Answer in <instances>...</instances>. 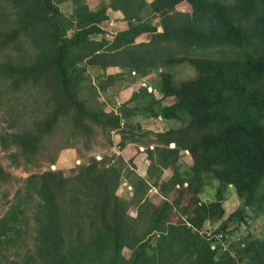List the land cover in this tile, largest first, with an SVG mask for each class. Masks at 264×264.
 I'll return each mask as SVG.
<instances>
[{
  "label": "trees",
  "instance_id": "16d2710c",
  "mask_svg": "<svg viewBox=\"0 0 264 264\" xmlns=\"http://www.w3.org/2000/svg\"><path fill=\"white\" fill-rule=\"evenodd\" d=\"M144 6L150 20L140 16ZM107 9H118L123 24L110 40L91 38L105 32ZM4 51L0 91L31 95L19 105L29 120L0 132L13 162L30 163L63 118L86 139L94 125L108 141L120 130L118 149L126 143L119 121L134 110L173 124L149 130L152 143L135 148L147 160L143 174L134 153L112 152L68 174L45 168L24 176L0 213V264H264V227L238 240L225 235L229 221L264 216V0H105L97 8L86 0H0ZM182 62L193 75L176 81L161 69ZM109 66L157 71L155 87L141 84L129 96L149 95L144 104L104 110L99 93L120 80ZM8 179L0 164V183ZM210 179L238 197L225 217L221 195L200 197Z\"/></svg>",
  "mask_w": 264,
  "mask_h": 264
},
{
  "label": "rangeland",
  "instance_id": "374dc122",
  "mask_svg": "<svg viewBox=\"0 0 264 264\" xmlns=\"http://www.w3.org/2000/svg\"><path fill=\"white\" fill-rule=\"evenodd\" d=\"M86 2L90 8H97L101 3H104L105 0H86ZM65 9L66 7L62 5V10ZM107 11L109 13L108 19L100 22V25L105 32L90 34L89 36L91 38H104L110 40L111 33L123 24L121 12L118 9H107ZM149 14L147 6H144L140 10L141 18L147 20ZM148 20H150L149 17ZM151 20L154 21L155 18H152ZM4 55L5 51L0 52V58H3ZM161 69L169 70L176 81L177 79L189 77L194 73V69L184 62L161 67ZM106 71L110 73L120 72V80L113 86L109 87L105 92L99 93L100 95L98 99L103 103L104 110H117L119 104L126 109L133 108V105L135 104H144L149 95L138 97V99L136 98L133 100H130L129 96L133 91H139L141 84H146L147 89H150L151 86L155 87L156 82L158 81L156 70L150 71L145 75H139L137 72L128 71L127 68L123 66H109L106 68ZM2 92L0 91V98H2L0 101V132L3 129L10 130L19 127L29 120L28 110H20L19 105L21 102L27 103L30 99L29 96H31H25L24 99L23 94L12 95L11 93L6 94ZM151 93L154 98L160 97V92L156 88H153ZM166 101L167 99H162L160 102ZM143 113L145 112L134 110V113L128 117H121V121L123 122V124L121 123L122 129L126 134V143L119 149L117 147V142L120 138V130L117 129L109 132L108 141L106 134L102 129L99 126L94 125L91 136L86 139L83 136L70 132V122L67 118L61 119L54 132L43 140L41 148L28 164H23L21 161H11L8 153L12 148L2 149L0 147V164L3 169L9 173L8 181L0 183V213L5 207V200L11 197L13 191L22 183L24 176L27 174L45 168H59L64 174H68L71 167L78 163L86 162L89 156H94V158L97 159L103 155L108 156L112 152L119 153L124 159H127L134 153L135 148L142 150L145 146L152 143L154 134L153 131L149 130H158L173 124L171 119H164L159 116H145ZM133 162L135 171L139 174H143L147 164V160L144 157V151L135 152L133 155ZM179 162L182 166L181 168L188 166L189 157L186 152H179ZM168 174L169 169H166L161 176L166 177ZM120 185V192L124 195H128L130 193L129 186L124 182H121ZM216 194H219L224 198L222 200V206L224 209L222 217H225L238 205V197L231 185L221 187L215 179L205 181L203 192L200 194V197L202 199L213 198ZM148 196L155 202L159 199L153 189L148 191ZM129 212H133L132 208L129 209ZM248 213L250 214L249 211ZM216 225H218V221L215 222L214 225H210L205 221L203 227L212 228ZM263 227V215L252 218L247 216L245 217V221L240 222L239 224H236L235 221H229L225 228L227 231L225 235L228 238V241L238 240L248 234H259ZM122 253L127 256L129 250L123 248Z\"/></svg>",
  "mask_w": 264,
  "mask_h": 264
},
{
  "label": "built area",
  "instance_id": "2783aa9c",
  "mask_svg": "<svg viewBox=\"0 0 264 264\" xmlns=\"http://www.w3.org/2000/svg\"><path fill=\"white\" fill-rule=\"evenodd\" d=\"M119 123L121 124L122 123V121H119ZM206 233H209L207 230L205 231Z\"/></svg>",
  "mask_w": 264,
  "mask_h": 264
}]
</instances>
